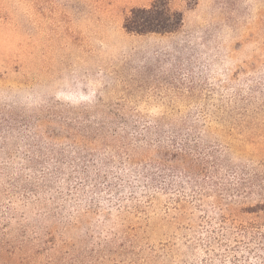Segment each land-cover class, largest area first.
<instances>
[{
	"label": "rangeland",
	"instance_id": "rangeland-1",
	"mask_svg": "<svg viewBox=\"0 0 264 264\" xmlns=\"http://www.w3.org/2000/svg\"><path fill=\"white\" fill-rule=\"evenodd\" d=\"M0 0V264H264V0Z\"/></svg>",
	"mask_w": 264,
	"mask_h": 264
},
{
	"label": "trees",
	"instance_id": "trees-1",
	"mask_svg": "<svg viewBox=\"0 0 264 264\" xmlns=\"http://www.w3.org/2000/svg\"><path fill=\"white\" fill-rule=\"evenodd\" d=\"M182 20V13L172 9L168 0H153L147 7L132 8L124 18L123 28L137 34L170 33L181 26Z\"/></svg>",
	"mask_w": 264,
	"mask_h": 264
}]
</instances>
